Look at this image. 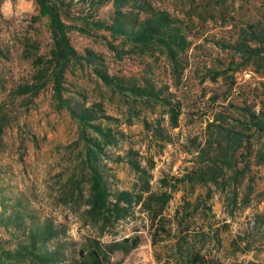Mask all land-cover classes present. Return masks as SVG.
<instances>
[{
    "label": "rangeland",
    "instance_id": "1",
    "mask_svg": "<svg viewBox=\"0 0 264 264\" xmlns=\"http://www.w3.org/2000/svg\"><path fill=\"white\" fill-rule=\"evenodd\" d=\"M64 1L66 24L88 33H69L78 55L95 54L96 64L111 77L139 86L143 79L152 81L169 101L141 108L143 117L155 123L147 132L137 120L131 127L124 124L126 104L111 96L86 62L84 67L73 64L66 74L65 97L90 109L101 105L120 127L103 123L127 135L122 152L110 150L114 157L107 162V175L113 189L134 192L142 186L127 163L132 158L152 176L154 193L178 190L157 219L136 206L127 219L106 228L100 239L104 245L140 240L129 255L116 253L112 264H264V133L247 130L241 116V108L254 97L256 113L264 110V76L226 48L245 42L252 32L264 33V0H147L180 19L191 43L178 81L164 55L151 57L126 37L97 28L96 22L117 26L145 18L134 0L120 9L115 0ZM39 16L34 0H0V218L5 203L7 215L20 211L28 223L53 221L61 253L56 264H80L78 251L96 234L80 217L85 208L69 207L63 197L72 187L69 179L84 146L77 121L65 109L57 110L50 65L53 39L48 19ZM235 68L237 73L231 70ZM43 86L36 96L21 94L26 87L35 91ZM245 135H252V156L222 177V161L236 162L230 153L213 155L217 143ZM201 148L206 153L198 157ZM130 149L139 155L128 156ZM209 165L217 184H201L194 173ZM1 226L0 221V256L24 240L22 232Z\"/></svg>",
    "mask_w": 264,
    "mask_h": 264
},
{
    "label": "trees",
    "instance_id": "2",
    "mask_svg": "<svg viewBox=\"0 0 264 264\" xmlns=\"http://www.w3.org/2000/svg\"><path fill=\"white\" fill-rule=\"evenodd\" d=\"M34 1L39 8V17L48 19V28L53 39L50 65L57 110L65 109L77 121L80 127V140L84 146L82 157L69 179L72 187L63 197L65 204L69 207L78 205L79 210L85 208L80 217L85 220V225L90 226L96 234V237L92 236L87 239V247L85 246L78 251L80 264H112V257L116 253L129 255L138 247L140 240L138 237L123 238L120 241L115 240L104 245L100 239L106 236V228L127 219L132 215L136 206L147 208L152 219H157L160 212L172 199L173 193L178 190L169 187L172 188V191L167 189L162 195L154 193L150 185L152 176L139 160L133 161L132 158L127 163L137 173L142 186L137 185L140 189L134 192L113 189L107 175V162H111L110 159L114 157V155L111 156L110 150L122 152L127 135L119 128L113 129L109 124L103 123L104 121L115 122L117 127H120L119 120L107 116L101 105H94L90 109L86 106L77 105L72 97L66 98L65 94L68 93L65 87L66 74L73 64L84 67L81 64L86 62L104 87L109 90L111 96H118L126 104V122L124 124L131 127L133 122L137 120L147 132L154 130L151 126L155 123L148 121L146 116L143 117L141 108H144L145 105L151 106V108L167 106L169 101L167 97H163V90L152 81L143 79V85L139 86L123 77H111L106 71L100 69L102 65L96 64L97 57L95 54L89 53L87 57L78 55L71 44L69 33L71 30L88 33L84 29L66 24L64 0ZM126 1L128 0H115L114 4L117 9H120L123 8ZM134 1L139 4V8H136L139 11L138 14H143L145 18L138 19L133 23L126 21L124 25L117 26H107L105 23L96 22L97 28L106 29L115 35L126 37L133 45L139 47L142 53L150 54L151 57L156 53L164 55L173 65L176 80H180L185 71V66L182 65L183 55L191 45L182 21L168 12L155 9L147 0ZM249 36L250 38L245 42H239L234 47L226 48L233 49L242 56L241 58L246 63L255 68V73L264 76V33L252 32ZM231 70L233 73H237L236 68ZM261 85L264 87V83ZM43 88L44 86L32 91L33 89L26 87L21 94L33 92L36 96ZM170 96L172 95L170 94ZM251 100L252 102L247 107L241 108V116L246 120V129H254L259 133H264V110H259L256 113L254 108L257 97ZM138 102H141L143 107L139 106ZM248 102L249 98H246L245 103L248 104ZM148 114L154 113L149 111ZM173 124L177 126L174 118ZM251 139L252 135H245L242 138H224L217 143L213 155L219 154L221 157L223 154V157H227L230 153L232 160L236 162L222 161L220 167L222 177L226 176L225 172L233 169V164L241 163L245 156L248 158L252 156L253 144ZM198 152V157L206 153L204 148L199 149ZM127 155L138 156L139 153L130 149ZM120 160L121 157L119 156L113 162L117 163ZM213 163L215 164L214 160ZM249 164V162L246 164L247 170H249ZM201 165L204 164L200 163ZM212 171L213 169L209 165V167H201L194 173L198 176V181L201 184H217L218 177L212 174ZM186 178H189V175ZM177 181L181 182L178 179ZM162 183L164 182L162 181ZM154 206L156 207L153 208ZM2 208L1 227L7 232H11L12 227L15 228L16 232L23 233L24 240L18 243L16 250L3 253L0 256V264H56L61 253L59 242L55 238L54 229H57L55 223L50 220L28 223L20 211L7 215L8 210L5 203L2 204ZM182 225V222L177 223L178 227ZM49 244H53V251L49 250Z\"/></svg>",
    "mask_w": 264,
    "mask_h": 264
}]
</instances>
